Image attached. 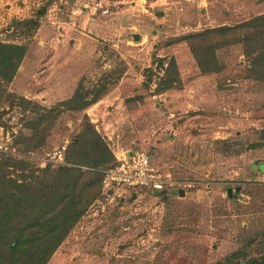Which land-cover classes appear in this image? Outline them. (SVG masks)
<instances>
[{"label": "rangeland", "instance_id": "374dc122", "mask_svg": "<svg viewBox=\"0 0 264 264\" xmlns=\"http://www.w3.org/2000/svg\"><path fill=\"white\" fill-rule=\"evenodd\" d=\"M0 43V264H264V0H0Z\"/></svg>", "mask_w": 264, "mask_h": 264}, {"label": "built area", "instance_id": "2783aa9c", "mask_svg": "<svg viewBox=\"0 0 264 264\" xmlns=\"http://www.w3.org/2000/svg\"><path fill=\"white\" fill-rule=\"evenodd\" d=\"M116 164L105 173L103 184L110 189L137 191H162L166 180L153 167L146 152H123Z\"/></svg>", "mask_w": 264, "mask_h": 264}, {"label": "crops", "instance_id": "0c3cea01", "mask_svg": "<svg viewBox=\"0 0 264 264\" xmlns=\"http://www.w3.org/2000/svg\"><path fill=\"white\" fill-rule=\"evenodd\" d=\"M26 57V55L24 56V58H23V60H22V62L20 63V66H19V68H18V70H17V72H16V74H15V76H14V78H13V81H12V85L14 84V85H17V84H19V85H17V86H15L16 87V91L18 92V93H20V92H22L23 90H25V84L22 86L21 85V81L20 80H22V79H24V78H26L25 80H23V82L24 83H26L27 81H29L30 79H31V75H30V72H32V69H33V67H32V69H30L31 67H30V65H31V63L29 64V61H28V59L27 58H25ZM37 57H40V56H37ZM34 64V63H33ZM32 66V65H31ZM24 77V78H23ZM10 84V85H11ZM199 85H202L201 86V88L203 89V88H210L208 91H207V95L205 96V98L206 97H208V96H211L213 99H215L216 100V98L217 97H222L223 96V98H225V97H230V91L228 90V89H225V88H222V90L221 89H218L217 91H214L215 90V86L213 85V84H199ZM214 88V89H213ZM217 89V88H216ZM20 90V91H19ZM210 90H212V91H210ZM242 94H244V93H242ZM246 97H248V96H252V95H245ZM206 100H207V102H209V100L206 98ZM214 100V101H215ZM58 101V100H57ZM44 102V101H43ZM44 103H46L47 105H52L53 103H56V100H53L52 99V97H49V98H46V101L44 102ZM200 105V104H199ZM207 106L208 107H210V104L209 103H207ZM188 107H190V106H188ZM202 108V107H201ZM191 109H192V111H197L198 113H201L203 110L202 109H197L196 110V108H194L193 106H191ZM202 110V111H201ZM212 111V110H211ZM212 113L214 114V112L212 111ZM152 160V159H151ZM152 165H153V161H152ZM263 168H264V166H263Z\"/></svg>", "mask_w": 264, "mask_h": 264}, {"label": "trees", "instance_id": "16d2710c", "mask_svg": "<svg viewBox=\"0 0 264 264\" xmlns=\"http://www.w3.org/2000/svg\"><path fill=\"white\" fill-rule=\"evenodd\" d=\"M211 32L208 31L207 33ZM203 36L200 35L199 37ZM25 54V49L22 46L0 43V79L2 81L11 83ZM38 124H40V121H38ZM15 248L17 249V247ZM15 248L14 250H16Z\"/></svg>", "mask_w": 264, "mask_h": 264}, {"label": "water", "instance_id": "95a60500", "mask_svg": "<svg viewBox=\"0 0 264 264\" xmlns=\"http://www.w3.org/2000/svg\"><path fill=\"white\" fill-rule=\"evenodd\" d=\"M135 39H138V36H136ZM181 194H182V193H181Z\"/></svg>", "mask_w": 264, "mask_h": 264}]
</instances>
